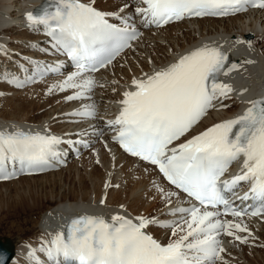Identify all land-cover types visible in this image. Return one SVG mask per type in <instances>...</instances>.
<instances>
[{
    "label": "snow or ice",
    "instance_id": "6c2138e0",
    "mask_svg": "<svg viewBox=\"0 0 264 264\" xmlns=\"http://www.w3.org/2000/svg\"><path fill=\"white\" fill-rule=\"evenodd\" d=\"M92 3L56 0L54 10L45 7L39 14L26 13L29 26H43L53 47L66 54L76 68L48 90L75 89L67 100L90 93L97 86L90 73L110 65L140 35L127 18L100 11ZM142 3L146 7H137L135 12L143 18L145 26H161L193 16H228L248 7L264 9V0H142ZM110 16H117L122 25L111 23ZM0 51H5L3 45ZM228 60L219 47L205 44L150 75L134 77L132 88L124 91L119 101V114L107 122L117 130L112 139L126 153L158 167L171 185L192 198L190 206L170 209L173 214H182L181 220L161 222L137 217L134 222L120 214L110 220L92 215L74 217L66 232L55 233L39 248L52 264H217V261L227 264L221 255L226 249L220 235L248 243L251 232L246 224L237 221L248 214H264V98L248 101L250 106L242 115L216 123L170 147L217 103L228 107L223 101L230 99L233 89L220 77L237 68L235 63L226 67ZM47 71L58 72L59 67L45 68L40 74ZM73 114L93 117L95 106H85ZM62 143L65 141L55 135L19 128L0 130V180L51 167L52 161L61 155L58 146ZM241 157L240 172L222 180L229 166ZM240 182H248L250 188L239 199H251L258 205L242 209L229 201L228 194H234ZM173 195L177 193L168 194ZM229 214L233 220L220 219ZM149 224L170 226L176 238L161 244L147 233ZM35 252L32 250L29 255L36 264H43Z\"/></svg>",
    "mask_w": 264,
    "mask_h": 264
},
{
    "label": "bare ground",
    "instance_id": "6f19581e",
    "mask_svg": "<svg viewBox=\"0 0 264 264\" xmlns=\"http://www.w3.org/2000/svg\"><path fill=\"white\" fill-rule=\"evenodd\" d=\"M24 1L25 0H0V43L5 48V51H0V73L1 71H3L4 73L8 71L13 72V70H15L16 72L17 70L13 66L17 62V60H21L25 64H29V61L31 59H37V63L39 60H42L43 54L40 53L39 49H37V54L31 52L33 51V49L31 48V45L33 44L32 39H36L37 41L41 42L40 39L42 37L40 35H36L37 33L35 32L33 33L30 29H25V30L21 29L22 27L27 25L25 18L22 16V13H20L22 12ZM114 1L116 2L117 7H113V8L116 9H118L121 6H124L127 2V0H109V2L111 3ZM99 3L100 1L97 0V4L100 6ZM101 3L103 5V1ZM111 5L113 6V4ZM14 9L19 14L14 17H11V15L15 12ZM104 9L108 10L110 8H104ZM124 14L133 15V12H128V10H125ZM251 15L254 16V21L250 28L253 30L260 29L254 35V40L256 41V38L264 37V17H263L264 11H253V13L248 15V17ZM243 18H246V15H239L227 19L204 18L200 20L189 21L188 23L186 22L180 24H173L164 29L156 31L155 36H153L152 33H149L148 36L145 37V39L140 42V44L146 41L147 42L146 45H148L147 49L150 54L149 57L151 58V62L161 63L163 61L168 60L170 56L173 57L174 55L181 53L183 49L187 46V44H189L192 41L194 42V40H197L199 37H202L204 35L225 34L227 37H229V35H234L236 32H240L242 34L245 33L244 32L245 25H242ZM11 22H15L18 25L3 30L4 29L3 26L10 25ZM188 24L197 25V33H199V36L193 35L192 31L187 30ZM177 27L181 29L183 28V30H182V34L180 33L176 36L174 35L176 33L175 32L176 30L174 28ZM235 27H239V30L234 31ZM157 33H159V36L161 33V37L164 36L168 39H171V41L169 40L167 41L169 45L172 47V53L170 54L167 53L168 46L162 45L161 43L157 42L156 40V38H158L156 37ZM153 37H155L156 43L155 46L154 45L150 46V41L152 40ZM176 48L182 50L176 53L175 52ZM260 49L262 55L264 56V44L261 46ZM124 58L127 59L126 61H128L127 65H125L122 68L118 67V63ZM124 58H122L121 60H119L117 63L113 64L110 67L109 71L112 70L115 76H110L108 75V73L104 75L106 76L107 79L105 82L110 87L109 90H112L118 86L117 84L110 85L107 82L110 79L119 80V82L128 81L129 79H131L132 74L138 75L143 70L144 71L150 70V66L148 64L149 62L147 58L145 59V56H142L141 53L139 52L133 51L131 53H127ZM259 58L261 59V56ZM113 68H116L117 70L114 71ZM39 85L40 84H37L33 87H29L28 89H25L27 90V92L29 91V93L24 96H21L19 93L21 91H18L17 93L12 92L17 94L16 96L6 97L4 101H1L2 97H0V102H4V106L0 108L1 121L2 122H9L14 120H19V121L26 120L33 122L41 121V122H47L51 129H57L56 131L58 132L64 131L65 128L58 130L60 124L57 123L54 124L53 118H50L52 115L55 114V110L46 111L43 115L39 117H33L28 115L29 111H31V108L38 103L37 101L39 98L43 99L44 101L43 106L47 105V103L45 102L47 97L43 95L41 87L36 88V86L38 87ZM0 89L5 90L7 93L10 92V90L4 84H0ZM37 89H41V90L37 91ZM103 92L104 89H99L98 96L105 95L106 98H112L116 95V93L108 92L107 94H103ZM55 96L57 97L56 98L57 103L60 101L61 98H63L61 95H55ZM106 110L107 113L110 111L109 108H107ZM23 111H25L24 113L25 115L20 114V112H22L23 114ZM223 115H226V112H224ZM214 119L215 118L213 119L209 118L206 121L205 125L211 123ZM79 126H84V124L80 123ZM97 128L103 129V123L101 124V122H99ZM108 146L110 150H113L111 153V157L109 156L108 150L105 149L104 145L101 147V149L95 148L97 153L101 154L99 160L102 161L103 164L100 163L99 165L100 166L103 165L104 167H109L111 166V164L116 165L121 163L120 173L122 174L118 182L117 181L116 183L112 182L113 184L111 186L113 187L116 186L117 188L115 191H110L109 195H107V202H105L104 205L99 204L100 202L99 197L102 190L101 188L104 183V178H103L104 172H102L99 165L98 166L94 165L92 167L91 170L92 172H90L89 174L90 180L86 179L87 180L86 185L78 184L74 186H69V185L66 186L67 185L66 184L63 185L62 187L63 183H60L61 180L58 181L57 179L50 178L51 180L47 181L48 179H44V178H49L53 175L62 174V172L65 171L66 169L69 171V169L71 168H69L70 164H68L66 168H63L56 172H51L41 175L25 176L15 181L0 183V217L2 216V214L5 213L7 214L8 212H10L11 216L15 218L14 223L15 222L19 223V222H26L27 221L26 218H28L34 212L39 213V215H37L38 217L35 221V224L32 226L33 234L31 237H29V238H34L36 237V235H34L35 233H37V236H40L42 232V229L40 227L41 224L44 225L46 228L59 227L60 229H63L67 220L71 217V215L79 212L77 209L78 206L81 204L83 206H90L91 208H97L98 210H105L106 208H109L111 210L114 209L115 211V209L119 206L125 207L130 211V213L140 216L152 215V213L161 210L163 208V204L166 202L163 196V191H166L167 193H169L170 191V189L167 188V185L159 181L157 175L151 170L149 166L145 164H138L136 163L135 159L122 155L117 148L113 147V144H109ZM60 150L63 153L65 152V150L62 148ZM88 154L91 153L84 154L83 157L79 158L80 159L79 162H82L81 160H83L85 156L88 157L87 158L88 160L86 158H84L85 160H83V162L84 161L89 162V164L86 167L93 165V160H94V157L92 156L91 158ZM72 163L74 164V162ZM72 163L71 165H73ZM108 169L109 168H107V171ZM118 176H116L117 179ZM82 178L83 176L80 177V179ZM95 179L97 180L95 181ZM34 180L36 181L41 180V182L42 180L44 181V184H40L41 185L40 190L35 189L36 187L34 184L36 183V181L33 182L35 188H30L31 187L30 185L28 187L22 184L23 181L27 183L26 181H34ZM84 182L85 181H83V183ZM8 185H15L16 192L11 193ZM56 185L58 186L59 189L61 188V190L63 188V190L56 191L55 190ZM4 186L6 187L5 191H2V187ZM160 189H163V191H160ZM171 198H173V196L169 197L167 200ZM45 200L48 201V204L46 206L43 205ZM174 202L175 201L172 200L170 204H174ZM58 206L62 207L63 210L59 211L57 209ZM20 216H22L23 218L21 219ZM151 230L157 236L160 237L162 233L160 230H158L155 227H152ZM169 234L170 237H173L172 233ZM22 241H20L18 244L13 245L14 259L10 261L9 264L29 263L31 258L30 257L27 258L25 256V252L21 248ZM257 252L259 253V256L261 255V257L263 258L262 263L264 264V250L256 251V253ZM247 255L249 256V258L251 257L253 258V253H248ZM248 261L250 264H255L253 261L249 259Z\"/></svg>",
    "mask_w": 264,
    "mask_h": 264
},
{
    "label": "rangeland",
    "instance_id": "374dc122",
    "mask_svg": "<svg viewBox=\"0 0 264 264\" xmlns=\"http://www.w3.org/2000/svg\"><path fill=\"white\" fill-rule=\"evenodd\" d=\"M100 1V5L102 4L101 2L103 1H101V0H99ZM264 17V16H263ZM248 20H251V22H253L254 21V16L253 15H251V16H249L248 17ZM245 21H247V17L246 18H243V22H245ZM208 23V22H207ZM230 23V22H229ZM233 24H234V22H233ZM244 25H246V23L244 24ZM192 26H196V28H197V25H195V24H192V25H190V24H188V26H187V30L190 28V31H191V29H195V27L194 28H192ZM176 31V33L174 34V35H178V34H182V30H183V28L181 29V28H179V27H177V28H174ZM181 29V30H180ZM192 33H193V31H192ZM198 34V33H197ZM163 37V36H162ZM157 39V38H156ZM145 43V42H144ZM147 43V42H146ZM145 43V44H146ZM143 44V43H142ZM264 44V43H263ZM262 43H261V46L263 45ZM261 46H260V48H261ZM262 57H263V60H264V56L262 55ZM113 70L115 71V70H117L116 68H113ZM36 88H37V86H36ZM35 88V89H36ZM39 90H41V89H37V91H39ZM42 93H43V91H42ZM49 97V96H48ZM42 99V98H41ZM43 100V99H42ZM38 103L34 106V107H32L31 108V111H29V114L28 115H30V116H33V117H39V116H41V115H43L45 112H42V113H38L39 111H41V109L42 108H44V107H46V106H43L44 104H41L40 105V102L39 101H37ZM46 102V101H45ZM44 103V102H43ZM39 107V108H38ZM34 110V111H33ZM33 111V112H32ZM25 113V111H23V114H22V112H20V114L21 115H25L24 114ZM113 151V150H112ZM115 153V152H114ZM114 153H113V155H114ZM84 158H88V157H84ZM83 158V160H85ZM83 160H81L82 162H83ZM88 160V159H87ZM79 162V161H76V162H74V164L73 165H71V163H70V165H69V168H71V169H69V171L66 169L65 171H63L62 172V174H57V175H53V176H51V177H49V178H44V179H48L47 181H49V180H51L52 178L53 179H57L58 181H60L61 180V182L60 183H63L62 184V187H63V185H66V186H74V185H86V183H87V180L86 179H89V174H90V172H92L91 170H92V167L94 166V165H99V164H93V165H91V166H89V167H86L88 164H89V162ZM100 163L101 164H103L102 163V161H100ZM99 167L101 168V170H102V172H104V183H103V186H102V190H101V193H100V197H99V201H101L102 199L105 201V202H107V195H109V193H110V191H115L116 190V186L115 187H113V186H111L113 183H116V181L118 182V180L120 179V177H121V174L122 173H120V171H118V172H116L115 174L113 173L110 177H108L107 178V176L108 175H106L108 172H109V170H110V166L109 167H104L103 165H99ZM112 167V166H111ZM107 168H109L108 169V171H107ZM115 169L116 170H118V166H116L115 167ZM88 171V172H87ZM69 175V176H68ZM83 176V178L82 179H80V177L81 176ZM110 175V174H109ZM119 175V176H118ZM64 176H66V177H64ZM116 176H118V179L116 178ZM60 177H62V178H60ZM73 177V178H72ZM51 178V179H50ZM64 178V179H63ZM66 178V179H65ZM68 178V179H67ZM73 181H72V180ZM94 179V178H93ZM111 179V180H110ZM64 180H65V182H64ZM66 180H67V182H66ZM71 180V181H70ZM90 180V179H89ZM97 179H95V181H96ZM36 180H34V181H26L27 183H25L24 181L22 182V184L24 185V186H28L29 187V185L31 186L30 188H35V189H37V190H40L41 189V185L40 184H44V181L42 180V182H41V180L39 181V180H37L36 181V183L34 184L33 182H35ZM39 181V182H38ZM83 181H85L84 183H83ZM41 182V183H40ZM113 182V183H112ZM31 183V184H30ZM35 185V187H34V185ZM106 184H108L109 185V187H105V185ZM39 185V186H38ZM115 185V184H114ZM9 186V188H10V192L11 193H14V192H16L15 191V189H16V186L15 185H8ZM15 187V188H14ZM40 187V188H39ZM5 186L4 187H2V191H5ZM55 190L56 191H58V190H61V188L59 189L58 188V186L56 185L55 186ZM62 190H63V188H62ZM61 190V191H62ZM102 194V195H101ZM105 202H104V204H105ZM92 203H93V201H92ZM48 204V201L47 200H45L44 201V203H43V205H47ZM42 210H43V208H42ZM6 214V213H5ZM5 214H2V216L0 217V238L1 239H4L5 237L7 238V240L10 242V244H11V246H13L14 244H18L20 241H22L23 239H20V238H22V237H28V236H30V235H32L33 234V230H32V226L35 224V221H36V219H37V215H39V213H36V212H34L32 215H30L28 218H26L27 219V221L26 222H15L14 223V220H15V218L13 217V216H11V214H10V212H8L7 214H6V216H5ZM21 217V219L23 218L22 216H20ZM33 219H32V218ZM33 221V222H32ZM18 224V225H17ZM23 226V227H22ZM13 242V243H12ZM245 253H246V251H245ZM250 253H253V258L251 257V258H249L248 257V259L249 260H251V261H253L255 264H263L262 262V257H261V255L259 256V253L257 252H250ZM258 254V255H257ZM260 257H261V259H260ZM261 261V262H260ZM250 264V263H249Z\"/></svg>",
    "mask_w": 264,
    "mask_h": 264
},
{
    "label": "water",
    "instance_id": "95a60500",
    "mask_svg": "<svg viewBox=\"0 0 264 264\" xmlns=\"http://www.w3.org/2000/svg\"><path fill=\"white\" fill-rule=\"evenodd\" d=\"M10 254L7 245L0 241V258H2L3 264H7Z\"/></svg>",
    "mask_w": 264,
    "mask_h": 264
}]
</instances>
